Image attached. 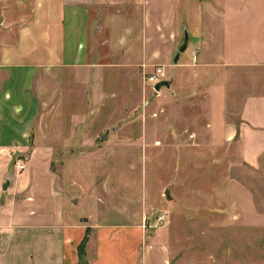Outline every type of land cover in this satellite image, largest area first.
<instances>
[{
	"label": "crops",
	"instance_id": "obj_1",
	"mask_svg": "<svg viewBox=\"0 0 264 264\" xmlns=\"http://www.w3.org/2000/svg\"><path fill=\"white\" fill-rule=\"evenodd\" d=\"M2 1L16 9L0 19V264H250L234 248L229 263L221 252L213 263L208 252L173 246L166 228L145 226L152 205L143 165L158 140L128 134L147 122L126 119L127 81L135 71L145 81L158 66L171 72L157 97L174 114L188 93L183 82L209 83L205 143L237 145L241 163L258 173L264 0ZM192 65L198 74L187 73ZM97 129L106 140L99 150L91 147ZM17 152L26 157L18 176ZM234 175L228 224L260 223L264 201L245 172Z\"/></svg>",
	"mask_w": 264,
	"mask_h": 264
},
{
	"label": "rangeland",
	"instance_id": "obj_2",
	"mask_svg": "<svg viewBox=\"0 0 264 264\" xmlns=\"http://www.w3.org/2000/svg\"><path fill=\"white\" fill-rule=\"evenodd\" d=\"M11 2L7 1V4L0 0V19L3 10L16 9L14 2ZM186 70L187 73L198 74L196 66L186 67ZM171 75V72H167L166 78L171 79ZM130 77L127 81L129 109L126 119L135 123L146 121L147 126L144 129H140V126H129L127 132L129 135H139L142 130L148 137H152L151 140L159 141L148 147L143 165L142 182L152 205L149 213L145 215V226L150 231L166 228L168 233H171L173 246L179 250L201 251L204 254L208 252L210 254L206 258L213 260V263L215 258L221 257L216 255L219 252L224 255L225 262L227 260L229 263V253L234 248L240 259H249L250 264H264V219L249 226H235L228 224L226 218L229 214V178L235 176L234 173L245 172L248 179L253 180L249 179V182L263 204L264 169L258 173L247 171L248 168L241 163L237 145L213 148L205 143L208 138L206 107L209 83H200L198 80L183 82L181 86L188 93L183 99L174 101L178 103L175 104L178 112L174 114L169 112L163 100H158V91L146 79L144 81L143 77L139 78L137 71ZM145 100L150 102L149 106H146ZM161 103L163 109L157 113L156 106ZM154 121H160V127L153 126ZM192 132H197L201 139L197 136L186 143L185 140ZM101 133V129L96 130V142L92 148L99 150L105 145L106 140L102 139ZM13 157V166L18 176V173L23 171L19 170V164H24L26 157L18 152ZM102 157L101 153L94 160L97 167L105 164ZM138 166L140 170L141 166ZM167 189L171 199H167L165 195ZM162 211L168 214V220L155 226L156 215ZM233 234L239 237L235 238ZM190 258L203 260L205 257ZM84 261L88 263L86 257Z\"/></svg>",
	"mask_w": 264,
	"mask_h": 264
},
{
	"label": "built area",
	"instance_id": "obj_3",
	"mask_svg": "<svg viewBox=\"0 0 264 264\" xmlns=\"http://www.w3.org/2000/svg\"><path fill=\"white\" fill-rule=\"evenodd\" d=\"M197 60V55L194 53L193 54V61H196ZM162 80H167L166 78V71L165 69L162 67V66H158L154 73L152 74H149L147 75L146 77V81L152 85L154 88H155V85L162 81ZM25 169V165L23 163L19 164V170H24ZM156 218H157V223L155 224L156 225H162L164 223L167 222L168 220V214L164 211H162L161 213H158L156 215Z\"/></svg>",
	"mask_w": 264,
	"mask_h": 264
},
{
	"label": "water",
	"instance_id": "obj_4",
	"mask_svg": "<svg viewBox=\"0 0 264 264\" xmlns=\"http://www.w3.org/2000/svg\"><path fill=\"white\" fill-rule=\"evenodd\" d=\"M187 39H188V34L187 32H185V36H184V43L183 45L179 48V51L178 53L176 54V57H175V62H177L179 60V55L181 52L185 51L186 48H187ZM171 79H167V80H162L160 82H158L156 85H155V89L157 91H159L162 87L166 86L168 88L171 87ZM165 195L167 197V199H171V195H170V192H169V189L166 190L165 192Z\"/></svg>",
	"mask_w": 264,
	"mask_h": 264
},
{
	"label": "trees",
	"instance_id": "obj_5",
	"mask_svg": "<svg viewBox=\"0 0 264 264\" xmlns=\"http://www.w3.org/2000/svg\"><path fill=\"white\" fill-rule=\"evenodd\" d=\"M86 238H85V240H84V242H83V244L81 245V252L83 251L84 252V243L86 242ZM79 264H88V263H86L85 261H84V258H82L81 257V261H80V263Z\"/></svg>",
	"mask_w": 264,
	"mask_h": 264
}]
</instances>
